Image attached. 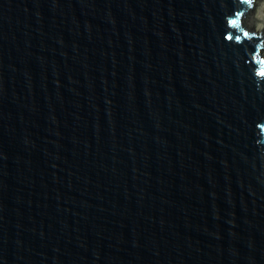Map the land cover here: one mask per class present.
Segmentation results:
<instances>
[{
	"label": "water",
	"instance_id": "95a60500",
	"mask_svg": "<svg viewBox=\"0 0 264 264\" xmlns=\"http://www.w3.org/2000/svg\"><path fill=\"white\" fill-rule=\"evenodd\" d=\"M263 6L0 0V264H264Z\"/></svg>",
	"mask_w": 264,
	"mask_h": 264
},
{
	"label": "snow or ice",
	"instance_id": "6c2138e0",
	"mask_svg": "<svg viewBox=\"0 0 264 264\" xmlns=\"http://www.w3.org/2000/svg\"><path fill=\"white\" fill-rule=\"evenodd\" d=\"M236 22L235 21H233V24H235ZM245 36H248V33H245L244 34ZM230 39H231V37H230ZM261 76H264V70H262L260 73H259Z\"/></svg>",
	"mask_w": 264,
	"mask_h": 264
},
{
	"label": "rangeland",
	"instance_id": "374dc122",
	"mask_svg": "<svg viewBox=\"0 0 264 264\" xmlns=\"http://www.w3.org/2000/svg\"><path fill=\"white\" fill-rule=\"evenodd\" d=\"M263 13H264V6H263Z\"/></svg>",
	"mask_w": 264,
	"mask_h": 264
},
{
	"label": "bare ground",
	"instance_id": "6f19581e",
	"mask_svg": "<svg viewBox=\"0 0 264 264\" xmlns=\"http://www.w3.org/2000/svg\"><path fill=\"white\" fill-rule=\"evenodd\" d=\"M263 17H264V13H263Z\"/></svg>",
	"mask_w": 264,
	"mask_h": 264
}]
</instances>
